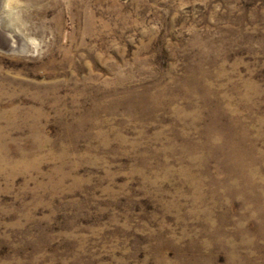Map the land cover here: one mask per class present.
I'll return each instance as SVG.
<instances>
[{
	"label": "rangeland",
	"instance_id": "obj_1",
	"mask_svg": "<svg viewBox=\"0 0 264 264\" xmlns=\"http://www.w3.org/2000/svg\"><path fill=\"white\" fill-rule=\"evenodd\" d=\"M0 10V264H264V0Z\"/></svg>",
	"mask_w": 264,
	"mask_h": 264
},
{
	"label": "bare ground",
	"instance_id": "obj_2",
	"mask_svg": "<svg viewBox=\"0 0 264 264\" xmlns=\"http://www.w3.org/2000/svg\"><path fill=\"white\" fill-rule=\"evenodd\" d=\"M5 13L6 12H4L3 10H0V35L2 34V36H6V38L9 40L10 45H14L16 47L20 46L23 50H33L35 48V45L26 41L19 33H17L10 27V24L7 22V16H5Z\"/></svg>",
	"mask_w": 264,
	"mask_h": 264
}]
</instances>
